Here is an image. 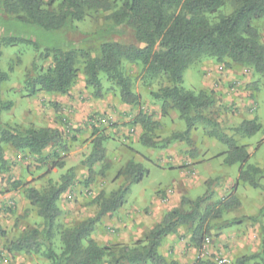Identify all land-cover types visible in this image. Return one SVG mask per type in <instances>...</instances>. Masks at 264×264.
Instances as JSON below:
<instances>
[{
	"label": "rangeland",
	"instance_id": "374dc122",
	"mask_svg": "<svg viewBox=\"0 0 264 264\" xmlns=\"http://www.w3.org/2000/svg\"><path fill=\"white\" fill-rule=\"evenodd\" d=\"M232 9L233 0H226V4L211 18L229 15ZM106 17V13L90 12L81 22L75 23L73 32L42 34L33 29L20 32L8 22L7 17L0 14V37H23L42 48H94L105 40L135 43L131 30L111 27ZM253 24L264 44V20ZM48 66L49 62L40 60L31 45L21 43L5 47L0 43V73L6 75V80L0 81V123L16 126L20 130L52 128L61 134V143L50 145L43 159L6 147L7 170L0 174V232L4 234L0 235V264H49L42 253L8 250L9 243L36 228H42L41 219L26 197L28 188L44 192L50 186L59 184L60 177L71 171L72 182L57 203L61 210L55 222L58 233L60 228L75 226L95 215L97 196L107 195L118 188L123 179L118 173L129 160L138 162L144 159L145 175L140 183L131 186L125 206L143 208L150 205L155 197L161 204L167 205L168 211L179 208L182 213H190L192 203L202 199L196 220L180 226L176 232L181 246L180 264H194L197 260L206 259L200 258L201 247L195 246L192 241L195 230L200 231L203 239H209L206 251L213 261L224 258L227 264H235L243 256H255L249 264H263L258 255L264 242V196L260 190L238 181L240 164L228 166L224 163L228 148L218 139L220 135L231 138L248 153L246 165L262 166L264 85L260 76L249 68L229 62L202 59L192 64L183 74L182 87L194 93L211 94L212 104L201 111L203 119L194 123L189 143L178 140L172 143L174 146L171 145V149L170 146L150 148L153 154L144 158L142 154H148L147 149L136 143L142 133L162 141L185 130V123L178 113L170 109L162 114L159 101L152 96L160 87L167 86L166 82L161 79L145 80L140 66L124 64L123 72L130 79L133 92L140 97L137 105L127 106L121 104L118 89L103 79L102 98L95 99L91 90L85 88L84 75L80 71L71 90L81 92L80 104L89 108L98 106V110L85 114L84 120L73 121L54 117L56 110L50 99L55 94L39 92L29 96L25 89L26 78ZM8 104V108L2 109ZM140 113L149 117L151 124L148 129L135 124ZM247 116L261 125V130L252 137H244L237 132L238 125L247 120ZM57 124L59 126H55ZM96 135L104 137L103 160L93 166L95 174L88 180L86 160L92 152V141ZM176 154L179 158L172 160V155ZM100 171H104L103 176L97 174ZM28 177L32 179L30 182L26 181ZM15 182L19 185L12 187ZM12 189L17 193L14 199L10 198ZM226 199H233L235 206L222 209L220 203ZM149 211L150 208L146 207L142 213L148 215ZM207 212L212 216L205 218ZM104 229L110 237L119 231L109 225ZM94 235L93 232L91 239L98 243L96 239L99 238ZM143 238L139 241L143 242ZM53 244L55 251L59 252L61 242L58 234H55ZM100 246L109 247L115 255L123 247L113 243ZM105 261H110V258Z\"/></svg>",
	"mask_w": 264,
	"mask_h": 264
},
{
	"label": "trees",
	"instance_id": "16d2710c",
	"mask_svg": "<svg viewBox=\"0 0 264 264\" xmlns=\"http://www.w3.org/2000/svg\"><path fill=\"white\" fill-rule=\"evenodd\" d=\"M226 0H0V14L19 29H33L42 34L75 31V23L81 22L88 13H106L111 27H125L132 31L134 44H123L105 40L94 48H63L48 46L42 48L32 40L14 35H3L0 43L5 47L28 44L38 52V58L49 62L25 81L29 96L39 92L66 95L73 87L79 72L84 75L85 88L90 89L95 99L102 98V79L118 89L121 104L135 106L140 97L132 90L130 79L123 72V65L141 67L145 80L161 79L168 85L152 93L159 101L161 113L176 111L185 123V130L157 141L142 133L139 142L147 148L169 147L174 141L189 143V133L197 119H203L201 111L208 108L213 100L211 94L194 93L182 87L184 72L195 62L212 59L217 63H234L251 69L260 76L264 85V44L256 21L264 20V0H233L229 15L212 19ZM42 48V49H41ZM41 49V50H40ZM6 75L0 73V81ZM4 105L2 109L8 108ZM201 116V117H200ZM139 114L136 118L142 129L151 124L149 117ZM261 130L255 120H244L237 132L252 137ZM94 134V133H93ZM264 134V129H263ZM228 148L224 163L228 166L240 164L238 181L260 190L264 196V161L261 167L246 165L248 153L225 135L218 137ZM104 137L96 135L93 149L86 160L88 180L95 174L93 166L103 160ZM61 134L52 128H27L0 123V174L7 170L6 147L18 153L44 158L50 145H59ZM264 145V140H263ZM65 149V147H64ZM97 174L104 175V171ZM124 182L107 195H98L97 212L75 226L60 228L56 233V220L61 215L57 203L60 196L72 182L69 170L60 177L59 184L40 192L28 188L26 197L41 219L42 228L34 229L9 243L8 250L17 253H42L49 264H177L168 261L158 252L164 239L176 234L180 226L196 220L197 208L202 199L192 203L190 213L179 208L166 212L161 221L144 235L143 242L118 249L117 255L106 246H100L91 239L96 225L106 216H111L126 203V196L134 184L141 182L145 170L140 163L129 160L118 173ZM19 183H12L17 187ZM222 209L234 207L233 199L220 203ZM264 210V205L262 207ZM217 216L219 213L216 212ZM212 216L207 212L206 217ZM264 233V229H263ZM58 234L61 249L56 252L53 239ZM0 235H4L0 232ZM195 246L201 247L203 238L200 231L192 234ZM264 264V242L259 253ZM110 258V261H105ZM255 256H243L235 264H249ZM106 262V263H104ZM194 264H216L206 258Z\"/></svg>",
	"mask_w": 264,
	"mask_h": 264
},
{
	"label": "crops",
	"instance_id": "0c3cea01",
	"mask_svg": "<svg viewBox=\"0 0 264 264\" xmlns=\"http://www.w3.org/2000/svg\"><path fill=\"white\" fill-rule=\"evenodd\" d=\"M238 79H241V77H238ZM81 96V92L78 89H72L68 94L66 95H58L55 94L50 99V102L53 103V108L56 110L54 117L55 118H69L74 121L76 120H84L85 114H89L91 112H95L98 110V106H95L93 108L86 107L84 104H80L79 98ZM97 107V108H96ZM106 109V108H105ZM101 110V109H99ZM104 110V109H103ZM11 114L14 113V111H10ZM247 120H250L249 116L246 117ZM57 122V121H56ZM72 122V121H71ZM134 124V123H132ZM59 126V124L55 125ZM132 127V126H131ZM136 129V128H135ZM131 131L133 130L130 129ZM137 144L142 145L140 142H136ZM172 145V144H171ZM170 145V149L172 146ZM143 146V145H142ZM145 147V146H143ZM148 154L142 156L144 158H148V156L152 155L154 151H150V148H147ZM168 148V149H169ZM138 152V151H137ZM139 153V152H138ZM168 154V153H167ZM170 155V153L168 154ZM179 158V156L172 155V160ZM146 160V159H144ZM138 161L137 163L143 164L142 161ZM134 161V160H133ZM136 162V161H135ZM161 166V165H159ZM107 173V172H106ZM109 175V173H108ZM107 176V174H106ZM32 179L29 177L27 178V182H30ZM7 182V181H4ZM124 179L119 183V186L123 184ZM118 186V187H119ZM17 193L15 192V189H12V192L10 194V198L14 199ZM161 204V202L154 197V199L151 201L150 205H147L143 208L149 207L150 211L148 212V215H144L143 208H137L135 206H124L120 208L117 212L114 213L112 216H106L101 219V221L96 225L94 234L97 235L96 239L97 242L100 245H105L107 243L115 244V245H122V246H131L137 241H139L144 235H147L149 230L158 222L161 221L163 215L168 212L166 209V206ZM105 219V220H103ZM109 225L115 228H118V232L116 235L110 237L109 234H106L105 232V226ZM108 233V232H107ZM113 233V232H112ZM94 235V236H95ZM180 244L177 240V233L170 235L164 239L162 242L161 247L159 248L158 252L161 256H163L168 261H175L180 264V261H178L179 251H180Z\"/></svg>",
	"mask_w": 264,
	"mask_h": 264
},
{
	"label": "built area",
	"instance_id": "2783aa9c",
	"mask_svg": "<svg viewBox=\"0 0 264 264\" xmlns=\"http://www.w3.org/2000/svg\"><path fill=\"white\" fill-rule=\"evenodd\" d=\"M208 244H209V239L204 238L201 248H200V258H208L209 255H208V252L206 251V247ZM214 262L217 264H227L228 263V261L224 258H220V259L216 258Z\"/></svg>",
	"mask_w": 264,
	"mask_h": 264
}]
</instances>
